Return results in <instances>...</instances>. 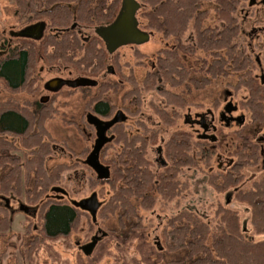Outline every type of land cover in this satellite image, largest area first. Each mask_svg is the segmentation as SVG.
I'll return each instance as SVG.
<instances>
[{"label":"trees","instance_id":"trees-1","mask_svg":"<svg viewBox=\"0 0 264 264\" xmlns=\"http://www.w3.org/2000/svg\"><path fill=\"white\" fill-rule=\"evenodd\" d=\"M138 1L145 6L139 13L145 21L142 28L157 30L175 41L156 52L154 67L145 73L140 85L135 78H127L133 88L124 96H133L132 102L137 106L130 115L138 116L143 92L158 91L165 104L155 106L154 111L164 126H170L180 116L174 107L183 108L185 98L159 86L177 89L191 83L200 89L212 80L237 73L232 89L246 90L241 104L249 112L250 121L264 127V80L254 73L257 60L236 42L241 32L237 14L246 0ZM120 3L121 0H14L23 25L44 21L47 31L39 41L15 38L9 46L0 35V80L4 86L12 92H35V66L39 60L68 65L79 73L101 75L109 63L105 46L96 35L84 40L79 27L111 22ZM208 3L211 8L206 6ZM188 30L193 33V41L184 43L182 37ZM197 51L210 58L201 60L199 79L193 77V69L182 57L195 56ZM114 86L118 84L103 78L94 93L90 87L81 88L86 109L103 118L110 117L115 105L105 95ZM52 102L30 99L20 103L13 98L0 101V264L1 248L5 246L1 238L12 224L4 197L24 196L36 209L20 242L21 253L26 257L46 240L69 235L82 212L49 194L54 192L52 188L57 186L62 172L78 164L46 167L52 148L44 123L52 114ZM136 124L140 131L132 134L124 122L113 126L114 137L100 153V161L110 168V177L92 182L93 186L109 188L110 194L101 202L97 214L102 218L116 217L118 228L106 230L104 237L113 241L119 238L122 249L139 236L135 232L142 233L145 228L138 208L150 210L158 198L173 200L183 194L187 183L178 178L182 169L198 167V156L208 164L214 153L206 148L205 140L193 139L188 131L177 129L162 143L166 164L154 169L147 154L159 129L148 127L140 119ZM243 129L233 132L235 143L229 152V164L207 172L215 192L227 196L224 203L217 204L214 219L208 221L187 209L168 217L161 227V244L152 247L157 259H152L151 264H264V172L249 184L245 178L249 167L262 163L264 170V140L250 137ZM6 135L18 140L21 155L15 153L20 149L15 140ZM218 143L221 140L216 141L217 146ZM116 144L120 149L106 158L107 151ZM235 202L242 206L232 207ZM241 209L247 213V220H242ZM122 232L127 235L123 237Z\"/></svg>","mask_w":264,"mask_h":264},{"label":"rangeland","instance_id":"rangeland-1","mask_svg":"<svg viewBox=\"0 0 264 264\" xmlns=\"http://www.w3.org/2000/svg\"><path fill=\"white\" fill-rule=\"evenodd\" d=\"M206 6L208 8L212 7L209 3ZM144 9L145 6H142L139 13ZM139 13L138 19L142 28L145 21ZM237 16L241 32L236 42L239 48L250 53L257 60L254 73L264 80V0H246ZM19 19L14 0H0V35L6 36L10 30H18L22 24ZM212 21L214 22V20ZM82 31L85 35L94 34L93 30L90 29H82ZM148 31L151 36L148 42L138 46L126 45L119 48L114 58H109L108 65L111 72L107 73L106 76L104 74L95 76L94 79L100 81L104 78L118 84V86L108 88L105 96L112 104H115L114 113L117 110H122L126 115L124 123L130 134L140 131V127L136 124L137 119L143 121L150 128L159 129L158 137L149 146L147 154L154 169L166 164L162 143L170 132L182 129L191 133L193 139L199 138V135L203 133L202 129L198 124L191 123V121L195 122L198 119L196 115L211 111L215 117L214 125L217 127L214 135L217 140H221V143H218L217 146L216 141L205 140L207 142L206 148L214 150L210 162L206 164L201 156H198V167H185L182 169L178 178L187 183V188L180 196L173 200L158 198L154 207L150 210L138 208L145 228L142 233L135 232L139 236L133 241L129 240L131 245L125 246V249H122V242L119 238H113L115 239L113 241L107 239L109 236L104 237L106 230L118 228L116 217L102 218L96 214L95 222L97 225H95L91 215L82 210L78 222L69 235L54 240H46L44 243L39 244L29 257H26L21 253L20 242L31 215L18 211L17 207L20 203L31 207H34V205L29 204L24 196L17 198L14 195H9V198H7L15 212L11 216L12 224L9 232L1 238L2 245H5L4 248H1L3 251L1 264H151L152 259H157L156 254L152 252V247L161 244V227L168 217L182 209H187L208 221H212L217 204L225 202L226 194L215 192L213 186L208 182L207 172L218 168L224 169L229 164L231 160L229 152L235 143V139L231 138L234 131L242 127L250 137L256 140H264V127L253 124L250 121L249 112L241 104L247 96L246 90L244 88L238 91L232 89V85L237 80V73H233L227 78L219 77L212 80L210 84L200 89H196L191 83L186 87L182 86L177 89L159 86V89H170L185 98L183 108L174 107L180 111V116L170 126H164L154 111L155 106L162 107L165 104V99L158 91L143 92L139 114L137 117L131 116L130 111L135 110L137 106L132 102L133 96H124L126 92L128 93L133 88L127 78L129 76L135 78L140 85L145 73L154 67L156 52L161 48L170 47L175 41L173 37H166L157 30ZM192 39L193 33L188 30L182 41L187 43ZM182 57L184 62L193 69V77L201 78L203 69L197 72L200 70L201 60L209 61L210 58L201 51H197L195 56L182 54ZM60 68L62 70L50 67V64L46 61L39 60L35 66V73L38 76L35 83L37 86L35 92L9 91L0 80V101L13 98L22 103L25 100H38L42 96L49 95V100H53V110L44 124L49 133L52 152L46 160V167L49 169L57 163H78L75 167L63 171L57 183V186L67 192V195H62L60 192H49V194L55 199L70 202L71 200L88 197L92 192H96L101 203L110 194L109 188L106 185L93 186L92 182L96 180V175L83 163L95 139V130L86 121L87 114L91 112L85 107L86 100L83 97V91L63 87L59 92L52 94L45 91L42 86L46 80L55 76L64 78L78 76L76 70L71 66L64 69V71L63 65ZM68 71H71L72 74H69ZM84 76L88 75L84 74ZM90 91L94 93L96 87H90ZM228 102L237 106L233 115L244 116V122L241 125L232 123L226 127L222 122H219L218 115ZM170 110L171 107H168L167 111ZM6 138L15 140L18 148L20 147L17 139L9 135H6ZM21 149L20 147L15 153L21 155L23 151ZM119 149V145H113L107 151L106 158L113 156ZM194 152H196L195 149ZM261 165L262 163L247 168L245 172L247 184L264 172ZM239 206L242 205L237 202L232 205V207ZM246 214L241 209L242 220L246 219ZM247 226H249L248 223ZM126 235L125 232L123 237ZM94 236H98L97 243L92 252L85 255L79 247L90 242ZM159 263L163 262L158 261L157 264Z\"/></svg>","mask_w":264,"mask_h":264},{"label":"water","instance_id":"water-1","mask_svg":"<svg viewBox=\"0 0 264 264\" xmlns=\"http://www.w3.org/2000/svg\"><path fill=\"white\" fill-rule=\"evenodd\" d=\"M142 6V3L138 0H121L120 8L111 22L104 25L94 26V34L102 40L106 52L110 56L123 46H138L150 40V32L140 27L141 24L138 19V13ZM46 26V22L37 21L35 23L27 24L18 30H11L10 35L13 37L29 38L39 41L44 36ZM96 85L97 80L87 76H77L74 78L55 76L46 80L42 86L45 91L54 94L59 92L63 87L75 89ZM48 98L49 96L46 95L42 97L40 101L46 102ZM228 105L232 106V108L227 109L224 107L223 111L220 113V117L225 113L230 114L232 111H236V105L231 102H229ZM239 118V124H242L244 122V116L240 115ZM125 119L126 115L122 110H117L110 119H102L93 113L87 114L86 121L94 128L95 139L92 148L86 155L83 163L95 173L96 180H104L110 177V168L100 161V153L104 146L111 142L114 137L112 134L107 135V132L117 123L124 122ZM199 138L208 139L211 142L217 141V137L214 134L209 135L206 131ZM52 191L67 195V192L59 186H54ZM4 200L6 202V207H8L11 214H13L15 209H11L9 199L4 197ZM70 203L74 207L88 212L91 215L93 222L96 221V214L101 205L96 192H92L88 197L79 200H71ZM17 210L28 215H34L36 212L34 207L23 203L18 205ZM97 240L98 236H94L90 242L81 245L79 248L85 255H89L96 245Z\"/></svg>","mask_w":264,"mask_h":264},{"label":"flooded vegetation","instance_id":"flooded-vegetation-1","mask_svg":"<svg viewBox=\"0 0 264 264\" xmlns=\"http://www.w3.org/2000/svg\"><path fill=\"white\" fill-rule=\"evenodd\" d=\"M35 22H37V21H35ZM35 22H31V23H35ZM31 23H29V24H31ZM27 25V24H26ZM23 26H25V25H23V24H21L20 25V28L21 27H23ZM20 28H18V29H20ZM82 29H90L91 31L94 29V27H87V26H84V27H79V31L81 32V36L83 37V39L84 40H88L89 38H90V36H92V35H90V34H87V35H85L84 34V32L82 31ZM11 31V30H10ZM10 31L8 32V35H3L4 36V40H6L7 41V45L9 46V45H11V43L13 42V39H15V38H22V37H13V36H11L10 35ZM46 31H47V26H46V29H45V33H46ZM45 33H44V35H45ZM93 33H94V30H93ZM93 35H95V34H93ZM185 35V34H184ZM183 35V36H184ZM183 38V37H182ZM24 39H29V38H24ZM29 40H33V39H29ZM34 41H36V40H34ZM191 41H193V39L191 40ZM184 42V41H183ZM187 42H189V41H187ZM184 43H186V42H184ZM117 52V51H116ZM115 52V53H116ZM115 53L113 54V55H109V58H113L114 57V55H115ZM52 65V66H51ZM60 65V64H59ZM57 66V67H56ZM60 66H62V65H60ZM60 66H58L57 64H50V67H55V68H57L58 70H62V68H60ZM63 71H64V69H66L67 67H70V66H68V65H63ZM106 70V71H105ZM69 72V74H72V72L71 71H68ZM77 74L76 75H78V76H84V74H86V75H88L87 77H91V78H94L95 76H92V75H89V74H87V73H83V72H81V73H79V72H77V71H75ZM105 72V73H104ZM109 72H111V70H110V67H109V65L107 64L106 65V67H105V69H104V71L101 73V75L102 74H104L105 76H106V74L107 73H109ZM60 77H62V76H60ZM77 77V76H76ZM74 78V77H73ZM103 78V77H102ZM98 83H99V80H97V85H98ZM96 85V86H97ZM96 86H90V87H96ZM81 88H85V87H81ZM81 88H75V89H81ZM55 94V93H54ZM46 96V95H45ZM49 96V95H48ZM42 97H44V96H42ZM41 97V98H42ZM40 98V99H41ZM40 99H38L39 101H40ZM49 99H50V97L48 98V100L47 101H49ZM46 101V102H47ZM41 102V101H40ZM42 103H44V102H42ZM229 104V102L228 103H226L225 104V106L224 107H226L227 109H230V108H232V106H230V105H228ZM115 105V104H114ZM235 105V104H234ZM222 112V111H221ZM220 112V113H221ZM92 113V112H91ZM220 113H219V115H218V120H219V122H222L223 124H224V126H226V127H228L230 124H232V123H237L238 125H241V124H239V121H240V118H239V116L238 115H233V111L230 113V114H227V113H225L224 115H222L221 117H220ZM94 114V113H93ZM114 115V112H112V115L110 116V117H108V118H103V117H101L100 115H97L98 117H100V118H102V119H110L112 116ZM197 117H198V119L194 122V121H191V123H195V124H198L199 126H200V128L202 129V132L204 133L205 131H206V133L207 134H215L216 133V131H217V127L214 125V120H215V117L213 116V114H212V112L211 111H207L205 114L203 113V114H198V115H196ZM213 117H214V119H213ZM206 118H208V119H206ZM113 128V127H112ZM112 128L107 132V135H111L112 133H111V130H112ZM202 133V134H203ZM202 134H200L199 135V137L202 135ZM200 139H203V138H200ZM203 140H208V139H203ZM11 206V205H10ZM11 209H13L12 207H11ZM96 237V236H95Z\"/></svg>","mask_w":264,"mask_h":264},{"label":"bare ground","instance_id":"bare-ground-1","mask_svg":"<svg viewBox=\"0 0 264 264\" xmlns=\"http://www.w3.org/2000/svg\"><path fill=\"white\" fill-rule=\"evenodd\" d=\"M54 15V14H53Z\"/></svg>","mask_w":264,"mask_h":264}]
</instances>
